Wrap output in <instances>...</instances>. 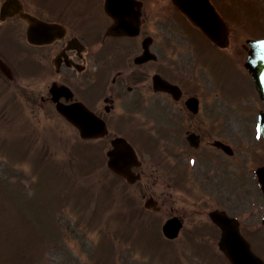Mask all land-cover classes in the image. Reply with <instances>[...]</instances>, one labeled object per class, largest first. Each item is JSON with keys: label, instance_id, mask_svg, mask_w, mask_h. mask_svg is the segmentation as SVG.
<instances>
[{"label": "flooded vegetation", "instance_id": "obj_1", "mask_svg": "<svg viewBox=\"0 0 264 264\" xmlns=\"http://www.w3.org/2000/svg\"><path fill=\"white\" fill-rule=\"evenodd\" d=\"M209 1L228 26L231 35L227 47L220 48L209 41L174 0H18L17 7L14 1L8 4L3 18L0 12V54H11L7 63L12 68L11 82L19 93L27 99H40L46 113L53 114L56 108L51 90L62 88L55 93L59 101H81L105 120L109 133L99 139L110 143L113 137L121 135L138 155L147 153L160 137L151 125L159 118L163 122V112H148L147 79L160 67L155 69L157 60L136 63L145 47L156 55L181 54L187 46L199 50H204L203 46L215 48L217 52L210 55L233 68L239 67L238 62L249 51L248 44L232 34L239 26L238 11L248 13L246 4L251 1ZM5 2L0 0V9ZM17 81L29 86L21 89ZM214 114L198 113L191 117L193 126L199 128L195 130L199 145L193 150L200 160L191 167L197 171L195 176L188 175V169L180 164L188 134L184 138V130L179 127L160 130L166 155L165 192L157 191L156 181L148 185L145 162L135 168L141 179L134 185L143 188H138L134 195L142 199L151 196L162 200L160 205L169 204L168 216L184 219L186 227L180 236L187 238L190 234L202 242L209 241L207 235L195 231L201 224L198 218H202L204 211L208 214L207 206L202 204L219 206L211 204L216 202L221 185L211 155L225 156L210 140L215 139ZM194 182L198 189L193 188ZM195 191L202 196L201 203L191 202ZM188 201L193 207L190 211L183 205ZM201 222L205 225V221Z\"/></svg>", "mask_w": 264, "mask_h": 264}, {"label": "rangeland", "instance_id": "obj_2", "mask_svg": "<svg viewBox=\"0 0 264 264\" xmlns=\"http://www.w3.org/2000/svg\"><path fill=\"white\" fill-rule=\"evenodd\" d=\"M252 11V17H248L251 28L248 32L263 35L264 25L258 26L259 10L254 8ZM203 48L204 51H199L201 56L206 53L213 58L210 52H217L215 48ZM188 55L192 58L194 53ZM183 63L182 66L179 64L180 70L184 71L182 79H186L190 88L191 72L197 70L200 82L197 92L204 99L203 107L209 106V100L215 112H222L225 117V129H217L216 137H226L236 151L230 158L228 173L237 185L228 192L222 189L218 203L238 214L241 220L247 222L246 225H253L264 212V197L253 172L257 165L264 163V142L255 129L258 99H251L253 90L248 86L247 79L221 61L212 64L216 74L213 86L215 98L211 81L205 78L203 70L194 68L190 59ZM1 97L5 107L11 110L6 121L0 120V245L12 264H16L15 259L19 258L24 264L27 257L39 256L43 252L35 264H201L196 256H187L189 252L187 254L184 247L163 240L153 229L146 233L136 232L126 222L123 227L118 213L121 214L127 205L124 201L122 205L120 203V190L103 165L105 159L100 161L103 147L81 146L79 141H72L69 128L58 118L54 123L56 129L52 130L48 129L45 121H38L45 131L40 136L41 129L25 111L20 110L19 101L16 98L9 100L4 95ZM246 104L253 106L254 116L248 112L251 108L243 109ZM216 105L223 108L217 109ZM178 108L181 105L175 104L167 110L173 112ZM163 110L166 111V108ZM187 127L189 125L184 129ZM65 141L69 143L67 148L64 147ZM39 142L50 146H46L50 155L41 154ZM159 143H164L163 138L153 144L157 147ZM95 154L98 162L95 161ZM190 160L189 155L182 156L181 163L186 164ZM154 161L155 158L152 159ZM153 165L150 172L156 178L151 177V181L155 179V188L164 192L167 190L165 168ZM60 204L66 208L60 210V207L59 213L56 207ZM162 215H157L155 224L162 223ZM56 217L67 227H59ZM208 232L210 246L216 251L217 233L213 228ZM11 236L16 240L11 242ZM255 238L254 251L264 259V228L258 229ZM18 239L21 242H17ZM138 251L144 252L145 256ZM190 251L194 253L193 249ZM217 259L216 263L212 261L209 264H226L224 260Z\"/></svg>", "mask_w": 264, "mask_h": 264}, {"label": "water", "instance_id": "obj_3", "mask_svg": "<svg viewBox=\"0 0 264 264\" xmlns=\"http://www.w3.org/2000/svg\"><path fill=\"white\" fill-rule=\"evenodd\" d=\"M193 21L199 24V16L191 15ZM202 28L206 31V35H208L212 40L214 39L218 44L222 45L223 40L226 37V34L214 33L211 30L202 26ZM249 57L247 59L246 65L250 70L251 76L255 82V86L258 87L260 91V97L264 100V41L253 42L252 50L249 53ZM156 86L165 87V84H161L156 82ZM168 87V86H167ZM188 106L191 109L197 104L196 99H189ZM76 125L80 126L82 136L88 137L89 135H97L98 133H102V129L104 126L99 124L98 131H92L89 124L85 125L81 122H77ZM260 132L264 136V121L261 120L259 123ZM97 130V128H96ZM115 146L114 149L110 150L108 153V157L110 160L108 161V167L112 168L115 172L119 174H123L128 180L133 181L132 173L130 171V164L135 157L133 151L129 147V145L124 144L122 140H116L113 142ZM259 173L260 181L264 183V167H261L257 171ZM213 220L217 223L219 227L222 228L221 240L218 245L221 250L224 251L227 258H229L231 264H264L260 257L256 256L253 252L249 243L246 241L244 236H241L240 228L236 221L230 220L227 216H225L222 212H214L211 214ZM264 221V219H263ZM178 222L174 220H169L163 226L165 234L167 236H172L174 231L177 230Z\"/></svg>", "mask_w": 264, "mask_h": 264}, {"label": "trees", "instance_id": "obj_4", "mask_svg": "<svg viewBox=\"0 0 264 264\" xmlns=\"http://www.w3.org/2000/svg\"><path fill=\"white\" fill-rule=\"evenodd\" d=\"M27 264H28V262H27Z\"/></svg>", "mask_w": 264, "mask_h": 264}]
</instances>
